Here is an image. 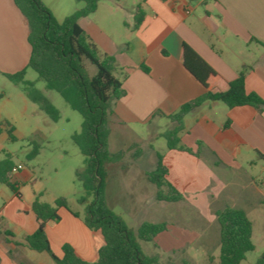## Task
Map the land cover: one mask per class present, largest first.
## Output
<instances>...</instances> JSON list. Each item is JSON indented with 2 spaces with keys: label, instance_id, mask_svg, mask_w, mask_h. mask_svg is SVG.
<instances>
[{
  "label": "crops",
  "instance_id": "obj_1",
  "mask_svg": "<svg viewBox=\"0 0 264 264\" xmlns=\"http://www.w3.org/2000/svg\"><path fill=\"white\" fill-rule=\"evenodd\" d=\"M40 1L58 22L82 7L75 0ZM138 5L144 15L141 23L135 25ZM78 24L100 54L114 58L113 75L124 91L113 103L109 119L111 154L135 145L141 152L146 146L155 155L156 140L173 126L168 116L204 94L203 86L183 67V44L215 72V79L209 82L210 90H226L244 68L245 91L264 100V0H102L95 12L80 18ZM27 35V22L13 1L0 0L2 77L22 70L26 75L30 51ZM163 121H168L165 130L160 127ZM151 124L155 125L149 128ZM182 126L179 145L191 154L169 150L166 144L158 153L167 169V182L182 197L176 203L186 204L205 225L202 231L190 233L177 221L168 220L167 230L152 242L171 255L195 241L205 246L216 244V213L225 207L244 211L248 219L249 215L264 213V159L259 156L264 155V108H228L220 102L206 101L184 116ZM10 128L0 124V153L2 144L9 140ZM11 132L14 133L12 128ZM198 148L200 153L194 156L192 153ZM9 163L11 168L21 165L22 169L6 174L16 193L9 188L12 194L6 193L0 187V264H54L44 252L12 244L23 243L37 228L30 210L36 193L30 200L22 201L19 185L30 179V173L23 163ZM129 165L105 166V197L110 210L111 170L118 172L121 182L130 170ZM146 172L149 171L138 169L142 180L148 182ZM139 182L136 192L143 194V189L150 187ZM152 193L149 196L153 200ZM56 198L41 201L52 203ZM57 214L59 221L45 226L52 253L61 257L62 246L68 244L82 260L94 262L103 245L101 234L89 230L80 217L64 208L58 209ZM251 225L253 233L252 222ZM211 228L213 234L206 236ZM6 231L11 238L4 234Z\"/></svg>",
  "mask_w": 264,
  "mask_h": 264
},
{
  "label": "trees",
  "instance_id": "obj_2",
  "mask_svg": "<svg viewBox=\"0 0 264 264\" xmlns=\"http://www.w3.org/2000/svg\"><path fill=\"white\" fill-rule=\"evenodd\" d=\"M14 6L25 18L28 26L27 43L29 57L26 69L32 70L42 81L47 91L58 94L69 108L77 112L82 119L80 130L71 136L72 142L83 156V170L76 172L75 178L81 184L83 195L77 202L83 206L81 215L70 211L64 197L56 198L52 203L33 199L30 210L37 221L36 230L24 238L23 243L12 242L15 246H25L35 252L49 255L54 264H158L155 257L141 252L139 241L152 242L154 238L167 230L166 222L141 223L135 231L129 229L123 220L107 206L105 197V166L120 161L130 150L134 159L141 156V150L132 145L127 150L111 154L108 150L109 119L112 105L119 100L124 91L121 82L114 77L115 60L100 54L96 47L85 37L78 20L95 12L102 0H75L82 7L66 16L61 22L55 20L49 9L40 0H12ZM117 1V0H114ZM140 5L137 6L135 25L143 19ZM183 67L203 86L205 92L200 97L181 105L168 119L173 126L161 137L167 149L185 151L179 145V134L183 130L182 121L186 114L206 101L220 102L228 108L251 106L264 108V100L254 93H247L244 85V68L235 80L228 83L226 90L215 92L208 88L215 79V72L205 64L188 46L182 45ZM145 72L147 69L141 67ZM25 70L5 77L13 84L22 86L25 97L35 104L52 121H57L58 112L45 96L34 89L33 83L24 80ZM9 140H14L11 128ZM200 146V144H198ZM200 153L199 148L194 156ZM37 155L33 146L28 157ZM264 159V155H259ZM154 169L146 172L145 177L155 186L157 202L176 203L181 195L167 182V169L162 156L155 153ZM11 163L0 162V183L16 193V188L7 178ZM124 170V166H121ZM68 210L74 217H80L83 224L91 231L99 232L103 245L97 251V259L87 262L77 256L74 249L64 244L62 256H55L45 234L49 222H58V209ZM219 233V258L217 264H240L248 252L254 250L251 241L252 225L244 211L225 207L216 213ZM4 234L11 238V233ZM11 241V240H9ZM182 264H186L183 262ZM255 264H264V253Z\"/></svg>",
  "mask_w": 264,
  "mask_h": 264
},
{
  "label": "rangeland",
  "instance_id": "obj_3",
  "mask_svg": "<svg viewBox=\"0 0 264 264\" xmlns=\"http://www.w3.org/2000/svg\"><path fill=\"white\" fill-rule=\"evenodd\" d=\"M50 1V0H47ZM52 1V0H51ZM66 1V0H53ZM72 1V0H70ZM74 1V0H73ZM62 21V19H61ZM59 21V22H61ZM24 80L33 83L34 89L47 98L58 112L57 121H52L39 108L30 102L22 92V86L13 84L0 75V124L4 128L10 126L13 129L14 140H6L0 159L9 160L12 163H23L30 173V179L19 185L22 201L32 198L35 192L40 200H49L53 196L64 197L68 206L73 211L83 213V206L77 200L83 195L81 184L76 180V172L83 170V156L71 140L74 133H78L82 122L81 116L71 110L61 97L44 88L42 81L30 69H26ZM151 124L149 128H152ZM162 130L168 127V121L160 123ZM33 146L37 148V155L29 158ZM165 146V140L161 137L156 140L153 148L160 152ZM140 157L134 159L129 151L125 156L114 163H131L125 180H118V172L111 170L109 177V204L111 210L119 216L125 225L135 231L143 222L159 223L177 221L189 230L190 233H198L204 228V221L200 217L192 215L193 211L186 204L157 202L154 198L156 188L142 180L138 169L151 171L154 169L156 158L146 146L142 148ZM160 150V151H159ZM8 154V156H5ZM119 164L114 167L117 169ZM113 172V173H112ZM137 177L139 179H137ZM136 178V180H134ZM148 185L143 189V194L136 192L139 181ZM119 182L121 184H119ZM6 193L12 192L0 184ZM153 193V200L149 192ZM144 198V199H142ZM2 200L0 197V204ZM145 203L142 206L141 203ZM253 223L252 243L254 250L245 255L240 264H255L264 253V213L249 215ZM216 229L218 230L217 223ZM213 228L207 229L206 236L213 234ZM200 241L191 242L184 249L176 251L175 255L159 250L153 242L139 241L141 252L149 257H155L158 264H217L219 258V241L208 243L206 246ZM170 259V261H168ZM213 261V262H210ZM180 262V263H179Z\"/></svg>",
  "mask_w": 264,
  "mask_h": 264
},
{
  "label": "built area",
  "instance_id": "obj_4",
  "mask_svg": "<svg viewBox=\"0 0 264 264\" xmlns=\"http://www.w3.org/2000/svg\"><path fill=\"white\" fill-rule=\"evenodd\" d=\"M22 169V166L21 165H17L16 167H13L10 169V174H14L16 173L17 171L21 170Z\"/></svg>",
  "mask_w": 264,
  "mask_h": 264
}]
</instances>
